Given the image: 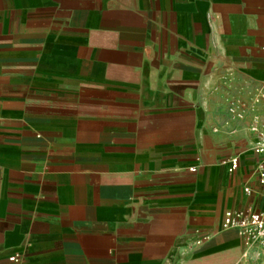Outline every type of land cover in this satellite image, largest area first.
<instances>
[{"label": "crops", "instance_id": "1", "mask_svg": "<svg viewBox=\"0 0 264 264\" xmlns=\"http://www.w3.org/2000/svg\"><path fill=\"white\" fill-rule=\"evenodd\" d=\"M261 90L264 0H0V264H264Z\"/></svg>", "mask_w": 264, "mask_h": 264}, {"label": "built area", "instance_id": "2", "mask_svg": "<svg viewBox=\"0 0 264 264\" xmlns=\"http://www.w3.org/2000/svg\"><path fill=\"white\" fill-rule=\"evenodd\" d=\"M260 95L264 98V90ZM252 131L256 135L253 152L256 156L254 173L261 186H264V120H259L252 126ZM189 171H194V167H189ZM246 193H250L248 187L244 188ZM221 227L224 230H234L240 240L246 256L252 254L254 257L259 256L260 247L264 246V207L262 209H253L252 207H243L226 210L222 217ZM209 239V235L202 234L194 242L195 246H200ZM248 252V253H247ZM22 256L14 252L8 256V264H20Z\"/></svg>", "mask_w": 264, "mask_h": 264}]
</instances>
